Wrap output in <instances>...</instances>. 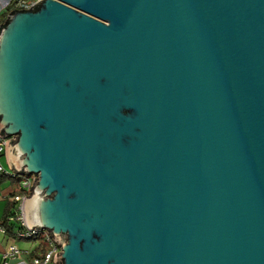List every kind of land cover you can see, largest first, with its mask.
Listing matches in <instances>:
<instances>
[{
	"label": "water",
	"instance_id": "obj_1",
	"mask_svg": "<svg viewBox=\"0 0 264 264\" xmlns=\"http://www.w3.org/2000/svg\"><path fill=\"white\" fill-rule=\"evenodd\" d=\"M0 25V136L56 264H264V0H39Z\"/></svg>",
	"mask_w": 264,
	"mask_h": 264
},
{
	"label": "built area",
	"instance_id": "obj_2",
	"mask_svg": "<svg viewBox=\"0 0 264 264\" xmlns=\"http://www.w3.org/2000/svg\"><path fill=\"white\" fill-rule=\"evenodd\" d=\"M39 0H12L9 5L10 10H6L5 17L0 20V25L4 24L7 20L9 14L14 10H29L33 7ZM8 7V8H9ZM5 11V12H6ZM14 139V137H1L0 136V172L11 173L12 175H17L15 171L11 168L7 170L4 166L1 158L6 154V141ZM23 177L20 181V188L23 190V194L15 196L16 205L13 209V214L8 216V223L15 224L16 228L10 237L12 241L7 245V247L0 251V264H56L55 255H59L62 252L60 244L51 237L47 230H36L30 229L27 226L25 218V199L30 195L31 189L37 179V175H22ZM0 232L8 234L7 228L1 223L0 220ZM41 235L43 244L37 241L34 242L30 248L22 249L20 248L13 239L16 240H30L34 236ZM45 245V246H44ZM45 247V249H44ZM14 262V263H12Z\"/></svg>",
	"mask_w": 264,
	"mask_h": 264
},
{
	"label": "trees",
	"instance_id": "obj_3",
	"mask_svg": "<svg viewBox=\"0 0 264 264\" xmlns=\"http://www.w3.org/2000/svg\"><path fill=\"white\" fill-rule=\"evenodd\" d=\"M8 10H10V7L8 8ZM7 11L5 13H7ZM6 23H7V21H5L4 24H6ZM7 179L12 182V184L15 187V191L12 192L11 195L8 197L7 203H6L5 208H4V214H3V216L1 217L0 220H1V223L6 226L8 234L12 235L14 230H15V228H16V225L13 224V223L12 224L8 223V216H10V214H13V209H14V207L16 205L15 196L19 195V194H23V190L20 188V181L23 179V177L21 175H18V174L17 175H12L11 173H7V172H2L1 173L0 172V185L4 181H6ZM30 240H33L35 242L37 240H39L41 242L42 236L41 235H37V236H34L33 238H31ZM41 243L43 244L44 242H41ZM44 249H45V247H44Z\"/></svg>",
	"mask_w": 264,
	"mask_h": 264
},
{
	"label": "crops",
	"instance_id": "obj_4",
	"mask_svg": "<svg viewBox=\"0 0 264 264\" xmlns=\"http://www.w3.org/2000/svg\"><path fill=\"white\" fill-rule=\"evenodd\" d=\"M11 2L12 0H0V20L5 17L4 13L8 9ZM1 161L3 162L4 166L8 170H10V167H9V164L6 158V154L1 158ZM14 191H15V187L12 184V182L8 179L0 185V219L4 214V208L7 203L8 197ZM11 241L12 239L9 234H4L0 232V251L4 250Z\"/></svg>",
	"mask_w": 264,
	"mask_h": 264
},
{
	"label": "rangeland",
	"instance_id": "obj_5",
	"mask_svg": "<svg viewBox=\"0 0 264 264\" xmlns=\"http://www.w3.org/2000/svg\"><path fill=\"white\" fill-rule=\"evenodd\" d=\"M13 241L22 249L30 248V246L33 245L35 242L33 240H25V239H21V240L13 239ZM37 242L40 243L39 240H37Z\"/></svg>",
	"mask_w": 264,
	"mask_h": 264
}]
</instances>
